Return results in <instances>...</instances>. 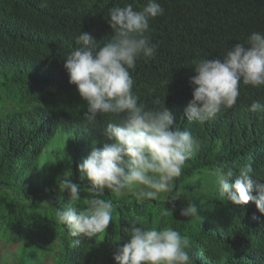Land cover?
<instances>
[{
	"label": "trees",
	"instance_id": "obj_1",
	"mask_svg": "<svg viewBox=\"0 0 264 264\" xmlns=\"http://www.w3.org/2000/svg\"><path fill=\"white\" fill-rule=\"evenodd\" d=\"M158 2L164 14L150 20L148 30L158 48L153 58L138 59L130 70L133 92L147 109L165 103L175 127L189 131L198 148L174 181V201H138L131 193L117 198L104 191V198L114 204L109 228L73 247L75 238L56 218V210L69 202L59 185L65 178L79 183L78 207H86L88 181L80 179L78 165L93 146L110 142L104 123L112 117H98L95 124L84 119L87 106L68 82L64 58L79 46L75 38L81 31L100 44L114 35L109 9L132 4L139 10L147 0H48L45 7L41 0H0V235L22 244L8 264H47L51 256V264H116L113 253L127 242L125 228L132 221L147 228L171 227L189 237L190 264H264V214L252 201L236 205L219 196L212 175L218 167L237 171L251 164L256 175L252 179L264 183V112L249 111L254 100L264 104V86L241 83L236 105L202 125L188 121L184 113L192 98L194 62L222 59L249 34L264 33V0ZM38 21L58 24V58L34 56ZM39 64L52 68L49 79L36 71ZM56 98L67 108L54 130L38 105L57 103ZM56 137L63 142L52 146ZM43 160L50 163L48 170H40ZM66 162L72 169L62 172L59 164ZM187 199L198 205V214L191 218L180 215Z\"/></svg>",
	"mask_w": 264,
	"mask_h": 264
},
{
	"label": "clouds",
	"instance_id": "obj_2",
	"mask_svg": "<svg viewBox=\"0 0 264 264\" xmlns=\"http://www.w3.org/2000/svg\"><path fill=\"white\" fill-rule=\"evenodd\" d=\"M47 2L41 0V6H47ZM164 11L158 0H147L139 10L132 4L113 7L108 12V24L114 35L100 44L90 33L81 31L75 38L79 46L65 55L63 67L68 82L76 86L87 106L84 119L95 124L98 117H112L104 123V134L110 142L102 147L93 146L78 165L80 179L89 182L86 187L88 196L83 200L86 207H78L81 201L79 183L65 178L59 185L61 192H68L69 202L56 210V218L75 238L73 247L81 244V238L92 239L109 228L114 204L111 199L104 198L105 189L117 198L131 193L138 201H154L164 194L166 200L171 198L174 201L177 198L171 195L175 189L174 181L181 176L185 162L198 148L197 139L189 131L175 127L174 116L165 103L158 109H147L133 92L134 80L130 70L135 69L138 59L155 56L158 45L148 35L149 22L162 16ZM57 26L38 21L39 36L34 56L50 60L59 57L56 54L60 41ZM50 70L52 68L48 65L36 66V71L47 79ZM194 70L196 74L190 77L192 98L184 113L188 121L202 125L236 105L241 83L254 88L264 86V33L249 34L244 43L238 42L226 50L222 59L218 56L194 62ZM55 101L57 103L51 102L45 107L38 105L45 112L47 121L55 126L54 130L67 108L60 98ZM249 111L264 112V104L254 100ZM212 175L219 196L236 205L252 201L264 214V183L258 184L252 179L256 175L251 164L237 171L218 167ZM232 177L235 180L230 183ZM187 201L180 215L196 216V200ZM252 219L259 218L253 215ZM125 232L127 242L113 253L116 264H190L193 260L189 237L171 227L147 228L132 221ZM0 241L12 247L6 254L5 264L13 261L21 242H7L1 235ZM52 259L53 256L47 264H51Z\"/></svg>",
	"mask_w": 264,
	"mask_h": 264
},
{
	"label": "rangeland",
	"instance_id": "obj_3",
	"mask_svg": "<svg viewBox=\"0 0 264 264\" xmlns=\"http://www.w3.org/2000/svg\"><path fill=\"white\" fill-rule=\"evenodd\" d=\"M61 142L60 140H58V138H56L54 141H53V144L52 146H55L57 142ZM51 151V150H50ZM56 151V150H54ZM48 161L44 160L41 162V167H40V170H48L49 168V165H48ZM50 164V163H49ZM53 165V164H52ZM57 164L54 163V166H56ZM59 168L61 169L62 172H66V171H69L72 169V164H69L68 162L66 163H62V164H59ZM89 184V182H87V185ZM105 192H110L108 189H105ZM161 197L162 198H165L164 194H161ZM12 247L10 246H7L5 243L1 242L0 241V264H5V257H6V254L9 252V250H11Z\"/></svg>",
	"mask_w": 264,
	"mask_h": 264
}]
</instances>
